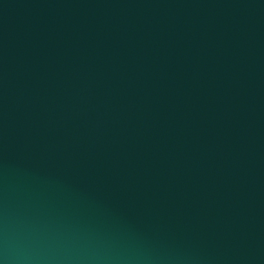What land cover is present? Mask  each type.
Wrapping results in <instances>:
<instances>
[{"label":"water","instance_id":"95a60500","mask_svg":"<svg viewBox=\"0 0 264 264\" xmlns=\"http://www.w3.org/2000/svg\"><path fill=\"white\" fill-rule=\"evenodd\" d=\"M0 264H264V0H0Z\"/></svg>","mask_w":264,"mask_h":264}]
</instances>
